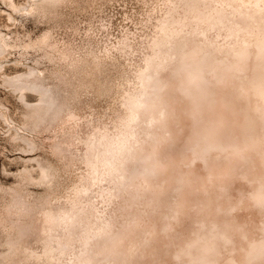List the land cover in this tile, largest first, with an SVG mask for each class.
Instances as JSON below:
<instances>
[{"label":"bare ground","instance_id":"bare-ground-1","mask_svg":"<svg viewBox=\"0 0 264 264\" xmlns=\"http://www.w3.org/2000/svg\"><path fill=\"white\" fill-rule=\"evenodd\" d=\"M97 1L0 0V264H264V0Z\"/></svg>","mask_w":264,"mask_h":264},{"label":"rangeland","instance_id":"rangeland-1","mask_svg":"<svg viewBox=\"0 0 264 264\" xmlns=\"http://www.w3.org/2000/svg\"><path fill=\"white\" fill-rule=\"evenodd\" d=\"M17 1L23 2V0H17ZM103 1L104 0H98L97 1V5H102ZM132 5L133 4L130 2V0H127V3L125 2V0H118V1L113 2L112 5H110V7L108 8L107 12L109 13L110 17L113 20V24H114L113 27L114 28H113L112 31H116L120 27L121 23L129 24L131 27H134V25L130 21H128V20H125L126 22L124 21V19H125L124 12L126 11V8L128 10H131V6ZM1 6H2L3 9H7L8 10V8L5 5L1 4ZM137 14L138 13H136V15ZM0 23L2 24V26L8 25V24L10 25V22L7 19V15L6 14H4V13L0 14ZM26 25H27L28 29L38 31V28L35 26V24L33 22H27ZM17 29L21 33H23V31H24L23 26L20 25V24H18ZM0 95L1 96L5 95V91L3 89H0ZM7 104L12 109H14V110L17 109L18 103L15 101L14 98H9V100L7 101ZM6 130H7L6 125L0 119V167H1V169L6 167L8 170L14 171V170L20 168V164L11 163V161L5 156V154H3L4 151H6V154H8L10 157L14 158V153H16V152L11 151L12 147H11L10 143L4 137V135L7 134V133H5ZM17 152H19V151H17ZM0 177H1V179L3 181H11V178L5 177L3 174H1Z\"/></svg>","mask_w":264,"mask_h":264},{"label":"snow or ice","instance_id":"snow-or-ice-1","mask_svg":"<svg viewBox=\"0 0 264 264\" xmlns=\"http://www.w3.org/2000/svg\"><path fill=\"white\" fill-rule=\"evenodd\" d=\"M262 206H264V205H262Z\"/></svg>","mask_w":264,"mask_h":264}]
</instances>
